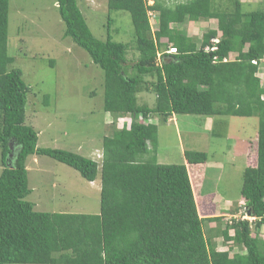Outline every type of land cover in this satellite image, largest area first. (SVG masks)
<instances>
[{"label":"trees","instance_id":"1","mask_svg":"<svg viewBox=\"0 0 264 264\" xmlns=\"http://www.w3.org/2000/svg\"><path fill=\"white\" fill-rule=\"evenodd\" d=\"M56 3L64 36L104 73L103 110L115 128L103 138L100 165L38 146L39 133L27 121L30 88L11 68L10 0H0V264H264V10L248 11L241 0H108L110 12L132 17L138 59L128 64L130 47L114 40L111 17L100 40L78 0ZM202 21L217 28L198 44L180 26ZM142 93L155 96L154 106L139 103ZM187 115L200 116L216 136L223 118H258L257 161L245 167L244 202L222 233L242 252L231 254L205 234L206 221L221 218L200 217L187 166L205 168L209 154L185 150V164H170L168 149L160 148V125ZM40 156L98 183L100 212L38 211L29 199L27 162ZM245 214L253 221L236 219Z\"/></svg>","mask_w":264,"mask_h":264},{"label":"rangeland","instance_id":"2","mask_svg":"<svg viewBox=\"0 0 264 264\" xmlns=\"http://www.w3.org/2000/svg\"><path fill=\"white\" fill-rule=\"evenodd\" d=\"M168 1L172 5L178 0ZM241 1L248 11L264 10V0ZM78 4L96 38L107 39V22L111 17L114 40L130 47L128 64L138 59L130 13L110 12L108 0H78ZM157 27L154 22L153 31ZM180 27L200 44L203 34L216 29L217 22H187ZM65 28L56 0H10L8 51L13 59L11 68L22 71L23 80L30 88L27 121L39 133L38 146L74 152L100 165L98 157L103 152V138L111 136L115 128L113 118L103 110L104 73L87 52L64 36ZM259 76L264 80V69ZM154 102L153 94L139 95L140 104L154 106ZM182 118L184 122L173 117L168 125L160 123V148L168 149L170 164H185V150H202L209 154L205 168L187 166L200 217L221 218L215 222L206 221L205 234L207 238L218 239L222 249L230 247L231 254L232 251L242 252L231 241H224L222 233L244 202L241 190L245 167L257 161L256 144L252 139L258 132V118H223L218 136L212 133L211 125L202 128L200 116ZM122 123L120 121L118 127ZM33 161L30 158L27 162L33 188L29 199L37 203L38 211L92 215L100 212L101 186L98 183L87 182L73 169L46 156L34 157ZM260 234L264 236V227Z\"/></svg>","mask_w":264,"mask_h":264},{"label":"built area","instance_id":"3","mask_svg":"<svg viewBox=\"0 0 264 264\" xmlns=\"http://www.w3.org/2000/svg\"><path fill=\"white\" fill-rule=\"evenodd\" d=\"M152 3H153V1H152V0H149V4L152 5ZM150 15L153 16L154 13L151 12ZM236 218H237V219H240V218L248 219L249 217L247 216V214H245V215L242 216V217H236Z\"/></svg>","mask_w":264,"mask_h":264},{"label":"clouds","instance_id":"4","mask_svg":"<svg viewBox=\"0 0 264 264\" xmlns=\"http://www.w3.org/2000/svg\"><path fill=\"white\" fill-rule=\"evenodd\" d=\"M172 50V49H171ZM173 51V50H172ZM247 216L249 217L248 220H251L253 221V219L251 218V215L250 214H247ZM236 216H233V219L235 218ZM231 219H232V216H231ZM237 219V218H236ZM231 220L228 221V223L230 222Z\"/></svg>","mask_w":264,"mask_h":264},{"label":"crops","instance_id":"5","mask_svg":"<svg viewBox=\"0 0 264 264\" xmlns=\"http://www.w3.org/2000/svg\"><path fill=\"white\" fill-rule=\"evenodd\" d=\"M248 145H250V142H249V144H248ZM248 165H252V164L250 163V164H248ZM248 165H247V166H248ZM253 165H254V164H253ZM216 242H219V241H218V239H217V241H216ZM219 248H221V246H220Z\"/></svg>","mask_w":264,"mask_h":264}]
</instances>
